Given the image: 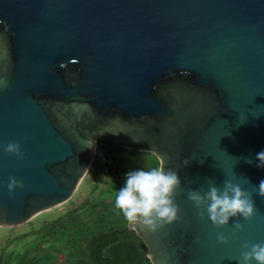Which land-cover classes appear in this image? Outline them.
<instances>
[{"label":"water","instance_id":"1","mask_svg":"<svg viewBox=\"0 0 264 264\" xmlns=\"http://www.w3.org/2000/svg\"><path fill=\"white\" fill-rule=\"evenodd\" d=\"M0 79V145L24 152L0 147V226L67 200L103 136L180 176L179 219L136 231L152 264H238L245 241H264V0H0ZM224 179L253 193L241 229L187 198Z\"/></svg>","mask_w":264,"mask_h":264},{"label":"clouds","instance_id":"2","mask_svg":"<svg viewBox=\"0 0 264 264\" xmlns=\"http://www.w3.org/2000/svg\"><path fill=\"white\" fill-rule=\"evenodd\" d=\"M7 81L0 79V87L6 86ZM87 109L91 113L88 104H73V110L80 118V109ZM8 154H15L17 158H23L24 152L19 141L10 140L0 145ZM257 167H264V149L256 153ZM251 160V158H248ZM183 163H188V158H183ZM124 182L116 191L114 203L124 215L127 226L137 231L143 224L150 231H157L165 224L179 219V205L175 199L176 189L181 185V179L176 169H165L163 163L152 168H133L124 173ZM20 181L15 176H9L7 188L9 194H14L15 187ZM257 192L264 196V178L256 185ZM187 198L194 203L199 210V215L205 214L216 226L229 223L230 217L235 229H241V217L248 219L255 212V201L251 190L241 186L232 179H224L223 187L215 183H209L208 189L201 192L197 188L187 190ZM217 240L225 242L228 237L224 233H217ZM238 264H264V241L250 243L245 241L242 251L237 258Z\"/></svg>","mask_w":264,"mask_h":264},{"label":"trees","instance_id":"3","mask_svg":"<svg viewBox=\"0 0 264 264\" xmlns=\"http://www.w3.org/2000/svg\"><path fill=\"white\" fill-rule=\"evenodd\" d=\"M102 141L115 146L103 136L97 140L99 146ZM102 161L101 151L97 149L91 166L106 171ZM152 167H158V163ZM117 168L121 174L120 183L112 181L114 196L103 206L82 203L60 214L43 225L41 232L22 249L3 250L2 264H52L57 260L60 264H152L145 259L146 253L139 245L142 238L127 226L123 213L115 206V193L125 179L123 167ZM113 212L115 215L111 218ZM49 256L53 258L44 262Z\"/></svg>","mask_w":264,"mask_h":264},{"label":"rangeland","instance_id":"4","mask_svg":"<svg viewBox=\"0 0 264 264\" xmlns=\"http://www.w3.org/2000/svg\"><path fill=\"white\" fill-rule=\"evenodd\" d=\"M101 146L119 168L120 166L123 167V174L133 168L143 167L147 169L155 165V162L159 164L158 158L151 152L135 151L131 148L124 150L121 145L111 146L105 141H102ZM112 181L106 171L103 169L95 170L90 165L67 200L35 214L28 221L19 225L0 226V264L5 259V256L2 255L3 250L22 249L25 243L32 239L36 233L41 232L43 225L50 223L60 214L74 209L82 203L97 207L103 206L109 198L114 196L115 190ZM114 215V212L111 213V218ZM13 238L17 239L11 243ZM52 258V256L46 257L44 262H49ZM52 264H60V261L57 260Z\"/></svg>","mask_w":264,"mask_h":264},{"label":"flooded vegetation","instance_id":"5","mask_svg":"<svg viewBox=\"0 0 264 264\" xmlns=\"http://www.w3.org/2000/svg\"><path fill=\"white\" fill-rule=\"evenodd\" d=\"M101 136H98L97 138H96V150L97 149H100V151H102L103 150V148H102V146H99L98 145V143H97V140L100 138ZM108 140V139H107ZM110 141V140H109ZM111 143H113L112 141H110ZM114 145H119V144H115V143H113ZM123 148H132V149H135L134 147H131V146H124V145H121ZM135 150H137V149H135ZM104 151V150H103ZM139 151V150H138ZM110 161H111V163L113 164V166L118 170V174L121 176V174L119 173V169L117 168V166H116V164L114 163V161H112L111 160V158H110ZM114 172H113V168H112V174H113ZM111 178H112V180L113 181H115L116 183H117V181H119V183H120V180H121V178H114L113 176H112V174H109V173H107Z\"/></svg>","mask_w":264,"mask_h":264}]
</instances>
